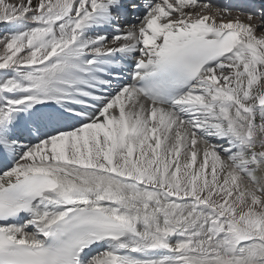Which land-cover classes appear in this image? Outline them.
I'll list each match as a JSON object with an SVG mask.
<instances>
[{
  "label": "snow or ice",
  "instance_id": "snow-or-ice-1",
  "mask_svg": "<svg viewBox=\"0 0 264 264\" xmlns=\"http://www.w3.org/2000/svg\"><path fill=\"white\" fill-rule=\"evenodd\" d=\"M0 264H264V0H0Z\"/></svg>",
  "mask_w": 264,
  "mask_h": 264
},
{
  "label": "bare ground",
  "instance_id": "bare-ground-1",
  "mask_svg": "<svg viewBox=\"0 0 264 264\" xmlns=\"http://www.w3.org/2000/svg\"><path fill=\"white\" fill-rule=\"evenodd\" d=\"M9 2H11V3H16L17 0H9ZM212 2H213V0H212Z\"/></svg>",
  "mask_w": 264,
  "mask_h": 264
}]
</instances>
